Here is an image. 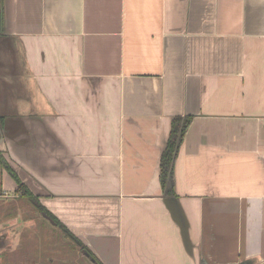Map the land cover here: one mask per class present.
I'll return each instance as SVG.
<instances>
[{
	"label": "crops",
	"instance_id": "1",
	"mask_svg": "<svg viewBox=\"0 0 264 264\" xmlns=\"http://www.w3.org/2000/svg\"><path fill=\"white\" fill-rule=\"evenodd\" d=\"M0 151L101 264H264V0H0Z\"/></svg>",
	"mask_w": 264,
	"mask_h": 264
},
{
	"label": "rangeland",
	"instance_id": "2",
	"mask_svg": "<svg viewBox=\"0 0 264 264\" xmlns=\"http://www.w3.org/2000/svg\"><path fill=\"white\" fill-rule=\"evenodd\" d=\"M3 176L2 171L0 170V246H4V241L6 237H11L14 235V229L12 224H14V217L17 215V218L20 221H25L30 218L32 215L36 216L39 221L36 231V237L39 241L38 245H42L44 241H50L51 244L45 243V247H51V250L58 248L59 253H54L56 258L54 262H50L47 258L43 260L38 259V256H46L47 252L43 251L40 248L29 249L31 259L28 260V247H27V226H23L19 231L22 238V242L18 245L15 250L16 259L10 258V252L7 250L10 248V243H6L4 251H0V254H4L3 259H1L0 264H17L22 262V264H34V261H43L45 264H93L91 261L83 255L80 250V246L71 238L69 235L66 236L64 230L50 221L44 223L42 215L38 210L32 211L31 203L26 199H21L15 190L7 189L3 187ZM47 222H49L47 220ZM51 226V227H50ZM32 230V227H29ZM16 230V229H15ZM43 235L45 237H43ZM44 240V241H42ZM2 243V244H1ZM20 257V258H18ZM33 262V263H32Z\"/></svg>",
	"mask_w": 264,
	"mask_h": 264
},
{
	"label": "trees",
	"instance_id": "3",
	"mask_svg": "<svg viewBox=\"0 0 264 264\" xmlns=\"http://www.w3.org/2000/svg\"><path fill=\"white\" fill-rule=\"evenodd\" d=\"M191 116H175L172 120V128L167 145L162 153L161 157V181L165 186H172V160L177 145L185 131V128L189 124ZM0 170H5L15 181V192L21 199L28 200L41 214L45 216L48 221H52L54 224H58V219L50 213L38 200V196L35 195L27 185L19 177L18 173L12 168L6 157L0 151ZM68 233V232H67ZM73 238V237H72ZM75 240V238H73ZM80 245V250L84 256H86L91 263L101 264L99 260L83 245ZM86 252L89 254L86 255Z\"/></svg>",
	"mask_w": 264,
	"mask_h": 264
},
{
	"label": "water",
	"instance_id": "4",
	"mask_svg": "<svg viewBox=\"0 0 264 264\" xmlns=\"http://www.w3.org/2000/svg\"><path fill=\"white\" fill-rule=\"evenodd\" d=\"M89 253L88 252H86V255H88Z\"/></svg>",
	"mask_w": 264,
	"mask_h": 264
}]
</instances>
